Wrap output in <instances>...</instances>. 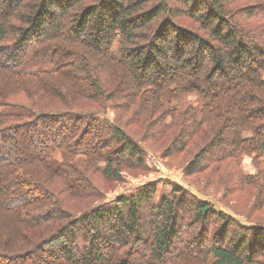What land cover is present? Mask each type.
<instances>
[{
  "label": "trees",
  "instance_id": "16d2710c",
  "mask_svg": "<svg viewBox=\"0 0 264 264\" xmlns=\"http://www.w3.org/2000/svg\"><path fill=\"white\" fill-rule=\"evenodd\" d=\"M146 143L259 185L264 0H0V264H264V223L188 187L107 204Z\"/></svg>",
  "mask_w": 264,
  "mask_h": 264
},
{
  "label": "rangeland",
  "instance_id": "374dc122",
  "mask_svg": "<svg viewBox=\"0 0 264 264\" xmlns=\"http://www.w3.org/2000/svg\"><path fill=\"white\" fill-rule=\"evenodd\" d=\"M18 101H27L25 95L15 98ZM189 102L195 104L194 96L188 97ZM113 120L114 114L111 110H107L104 116ZM130 115L122 119L123 123H127ZM131 121V120H129ZM135 127L130 126L133 131ZM143 135L137 129V136L141 138ZM248 136L249 133L245 132ZM146 153L147 169L142 172L138 169L123 170L120 181L112 183L104 182L100 184L101 188L106 192L105 201L112 206L119 197L129 198L137 191L142 189L149 183H156L159 188V194H169L172 185L177 184L190 188L194 193L198 194L202 199H207L217 211H222L241 221H258L264 223V175H261L259 185L248 184L242 181L240 176H255L258 179L259 171L253 163L250 156L242 157L238 161H229L224 165H214L212 169L204 174L187 177L184 170L191 162L193 155L181 154L171 155L170 157L163 155V147L159 144L146 143L143 144ZM151 146V150L146 146ZM260 186L262 188H260ZM81 208L74 211L79 212ZM0 223L11 222V217H3ZM9 222V223H10ZM144 246L142 247V249ZM143 258L142 253L134 256V259ZM201 261V260H200ZM199 261V262H200ZM191 262L192 261H188ZM143 263V260L141 261ZM140 263V264H141ZM200 264V263H196Z\"/></svg>",
  "mask_w": 264,
  "mask_h": 264
}]
</instances>
